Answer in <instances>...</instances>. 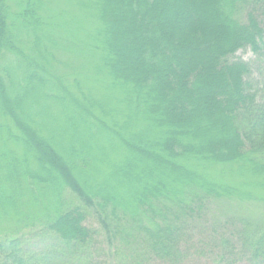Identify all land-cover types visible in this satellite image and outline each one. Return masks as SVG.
<instances>
[{
	"label": "trees",
	"instance_id": "obj_1",
	"mask_svg": "<svg viewBox=\"0 0 264 264\" xmlns=\"http://www.w3.org/2000/svg\"><path fill=\"white\" fill-rule=\"evenodd\" d=\"M53 1L0 0V264H108L94 216L109 264H183L215 200L264 209V0H78V36ZM211 223L264 264V213Z\"/></svg>",
	"mask_w": 264,
	"mask_h": 264
},
{
	"label": "rangeland",
	"instance_id": "obj_2",
	"mask_svg": "<svg viewBox=\"0 0 264 264\" xmlns=\"http://www.w3.org/2000/svg\"><path fill=\"white\" fill-rule=\"evenodd\" d=\"M77 1L78 0H54V5L52 6L55 10L58 9L59 7H64L67 9L70 14H76L77 17L74 20L69 19V21H66V24L68 28L71 30H75L76 35L78 36L79 31L81 30H87L88 27L90 26V22L88 20H84L78 12L79 8L77 6ZM8 4L10 5L11 12L13 15H15L18 11L20 6L19 0H8ZM51 7V8H52ZM242 20H245V16L241 17ZM82 34V33H81ZM75 39V37H73ZM232 59L235 60H244L247 62L252 63L253 66V79H256V81H261L264 82L263 79V74H261L260 68H258V63H256V56L252 52L250 48L246 49H240L238 50L234 56H232ZM257 82V83H258ZM264 209L261 208L260 206H248V205H236L232 203H227L224 201H217L215 200L212 204L208 205L201 215L194 220L193 218V224L194 229L192 230H187L183 234V240L185 243L189 246L191 245V250L189 254V249H188V257L186 261L183 264H217L213 260L212 256V250L210 247L203 245L199 241L203 239H211L212 235L211 234V222L215 221L218 224H223L227 220L229 222H236L239 221L240 218L243 217H254L259 215L260 213L263 212ZM89 224L92 225L93 227H97L99 229V236L97 239V243L100 244L101 249L97 250L96 255H99L100 259H103V263H111V259L113 258L114 254V246H115V238H112L110 241V235L105 234V231L102 229V225L100 223V220L98 219L97 216H94L91 218L89 221ZM12 226V227H11ZM13 224L9 222V220L3 219L0 221V241L3 239H6L7 237L11 236ZM106 235V236H105ZM193 235V236H191ZM189 238H193L190 239ZM197 242V243H196ZM111 255V256H110ZM97 257V259H99ZM106 261V262H105ZM101 262V261H100ZM220 264V263H218ZM236 264H252L246 260H242L237 262Z\"/></svg>",
	"mask_w": 264,
	"mask_h": 264
}]
</instances>
